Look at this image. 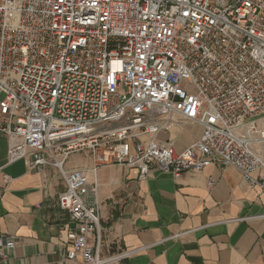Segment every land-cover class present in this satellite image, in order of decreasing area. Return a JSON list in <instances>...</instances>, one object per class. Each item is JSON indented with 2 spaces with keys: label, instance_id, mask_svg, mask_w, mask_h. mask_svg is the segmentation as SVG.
<instances>
[{
  "label": "built area",
  "instance_id": "built-area-1",
  "mask_svg": "<svg viewBox=\"0 0 264 264\" xmlns=\"http://www.w3.org/2000/svg\"><path fill=\"white\" fill-rule=\"evenodd\" d=\"M0 94L7 162L63 179L58 204L74 222L65 259L135 252L101 254L88 170L66 167L77 153L92 155L94 173L124 165L141 178L233 165L264 194V0H0ZM174 116L202 126L183 150L159 138ZM17 244L0 234V264Z\"/></svg>",
  "mask_w": 264,
  "mask_h": 264
},
{
  "label": "crops",
  "instance_id": "crops-1",
  "mask_svg": "<svg viewBox=\"0 0 264 264\" xmlns=\"http://www.w3.org/2000/svg\"><path fill=\"white\" fill-rule=\"evenodd\" d=\"M259 123L264 127V117ZM201 133L200 124L174 116L159 138L183 150ZM255 147L264 155V143ZM8 148L0 133V234L18 241L3 264H82L80 256H62L74 222L58 204L65 188L58 170L31 169L23 158L8 163ZM92 164L84 152L66 167L88 170L85 201L98 208L101 254L135 250L114 264H264V194L235 166L209 165L180 178L153 169L141 178L135 167L104 166L94 173Z\"/></svg>",
  "mask_w": 264,
  "mask_h": 264
},
{
  "label": "rangeland",
  "instance_id": "rangeland-1",
  "mask_svg": "<svg viewBox=\"0 0 264 264\" xmlns=\"http://www.w3.org/2000/svg\"><path fill=\"white\" fill-rule=\"evenodd\" d=\"M73 160V159H72ZM86 189H88V192H87V194L89 193V191H90V187L89 186H86Z\"/></svg>",
  "mask_w": 264,
  "mask_h": 264
}]
</instances>
